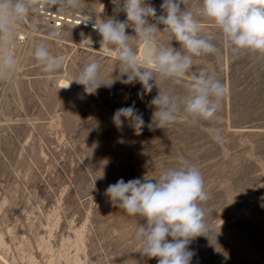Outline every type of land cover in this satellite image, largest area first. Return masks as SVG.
Returning <instances> with one entry per match:
<instances>
[{"label":"rangeland","instance_id":"374dc122","mask_svg":"<svg viewBox=\"0 0 264 264\" xmlns=\"http://www.w3.org/2000/svg\"><path fill=\"white\" fill-rule=\"evenodd\" d=\"M162 2L150 0L158 15ZM201 2L188 0V6L202 33L213 37L217 52L195 57L194 64L225 86L221 108L210 120L195 122L181 112L165 129L145 127L139 136L127 122L118 130L111 118L116 109L135 101L150 122V101L158 88L141 97L139 82L117 80L89 95L71 82L90 56L101 64V79L119 75L115 57L100 50L101 37L91 22L89 27L64 26L57 39H49L51 29L36 14L20 26L13 48L20 68L10 80L0 81V260L157 264V258L141 255L134 240L143 219L113 207L105 193L121 178L157 176L162 166H175L183 156L202 173L210 195L202 207L215 233L191 242L192 264H264V56L244 51L233 58L218 30L199 16ZM100 12L101 18L113 15L111 0H82V10L75 13L99 19ZM119 19L126 16L121 13ZM30 22L39 30L31 31ZM126 32L134 35L131 28ZM85 37L92 39L91 47L81 44ZM157 38L167 45V33ZM41 42L52 54L67 57L52 79L33 55ZM170 43L179 49L178 42ZM188 80L164 81L160 87L183 94ZM217 127L223 129L221 143L212 140Z\"/></svg>","mask_w":264,"mask_h":264},{"label":"clouds","instance_id":"9594fccd","mask_svg":"<svg viewBox=\"0 0 264 264\" xmlns=\"http://www.w3.org/2000/svg\"><path fill=\"white\" fill-rule=\"evenodd\" d=\"M111 3L112 16L101 18L100 12L97 19L88 13L89 18L82 22L85 26L91 22L92 29L98 32L100 50L115 57L119 75L111 80L101 79V64L90 56L71 82L82 85L89 95L96 94L101 87L111 88L117 80L126 85L139 82L143 91L137 95L141 97L153 87L158 88V94L150 101L154 108L150 122H145L135 101L116 109L111 118L118 130L127 122L137 136L145 127L165 129L177 121L181 112L193 122L210 120L221 108L227 91L215 76L204 69L196 70L194 58L215 54L217 47L212 36L202 33L188 0H163L159 15L150 0H111ZM53 9L75 14L82 10V0H0V81L10 80L20 68V59L13 51L20 26L36 13ZM121 13L126 19H119ZM199 16L218 30L233 58L244 51L264 56V0H202ZM28 27L31 31L39 30L35 22ZM129 28L134 35L126 32ZM59 31L51 29L49 39H57ZM161 32L167 33V45L158 41L157 34ZM171 41L178 42L179 49ZM81 44L91 47L93 41L85 37ZM33 55L48 79L62 70L67 59L65 55L52 54L42 42L35 44ZM186 76L189 80L183 84V94L161 90L162 82L177 84ZM71 82L63 88H68ZM212 140L223 141L222 128L212 130ZM105 194L113 207L143 219L134 240L141 245L138 250L141 255L157 258V264H192L195 252L189 247L191 242L198 236L215 235L207 225L202 207L210 199L202 173L183 156L178 157L175 166H162L157 176L145 175L128 181L121 178L110 184Z\"/></svg>","mask_w":264,"mask_h":264},{"label":"built area","instance_id":"2783aa9c","mask_svg":"<svg viewBox=\"0 0 264 264\" xmlns=\"http://www.w3.org/2000/svg\"><path fill=\"white\" fill-rule=\"evenodd\" d=\"M36 16L50 29L57 28L60 30L67 25L89 27L82 22L86 19L77 13H64L53 9L36 13ZM0 264H6V262L0 260Z\"/></svg>","mask_w":264,"mask_h":264}]
</instances>
